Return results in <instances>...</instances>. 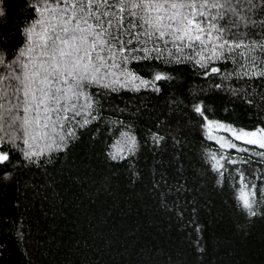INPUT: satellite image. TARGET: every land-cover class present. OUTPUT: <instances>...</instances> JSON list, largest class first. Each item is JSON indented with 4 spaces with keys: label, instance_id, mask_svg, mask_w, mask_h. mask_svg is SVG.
<instances>
[{
    "label": "snow or ice",
    "instance_id": "snow-or-ice-1",
    "mask_svg": "<svg viewBox=\"0 0 264 264\" xmlns=\"http://www.w3.org/2000/svg\"><path fill=\"white\" fill-rule=\"evenodd\" d=\"M189 64L197 78L219 81L200 94L264 104V91L253 86L264 81V0H0V182L14 180L22 167L46 170L84 137L98 140L102 127L111 140L117 125L125 127L102 115L113 94L141 88L159 93L158 82L174 79L161 66L176 71ZM206 110L204 100L193 105L209 133L226 134L215 137L219 150L248 154L237 142L258 149L247 160L207 152L218 185L226 165L264 164V127L211 121ZM128 128L105 141L102 152L106 162L127 164L134 182L139 174L131 161L140 144ZM146 135L154 144L164 140L159 131ZM235 175L241 215L264 219L256 184L239 167Z\"/></svg>",
    "mask_w": 264,
    "mask_h": 264
},
{
    "label": "trees",
    "instance_id": "trees-1",
    "mask_svg": "<svg viewBox=\"0 0 264 264\" xmlns=\"http://www.w3.org/2000/svg\"><path fill=\"white\" fill-rule=\"evenodd\" d=\"M12 20L9 31L15 14ZM160 70L174 79L158 82L159 93L120 89L104 105L105 120L125 125L113 129L111 140L102 127L98 140L84 137L46 170L22 167L14 180L0 182V264H264V219L241 215L235 175L236 167L244 171L264 204V164L226 165L218 185L206 159L207 152L220 151L247 160L258 149L237 142L249 153L219 150L208 137L226 134L209 133L193 111L204 100L209 120L252 130L264 127V104L200 94L219 81L197 78L190 64ZM253 86L264 91V81ZM159 121L167 123L157 128ZM128 126L140 144L131 161L139 174L134 182L127 164L106 162L102 152L104 142ZM149 130L164 140L152 143Z\"/></svg>",
    "mask_w": 264,
    "mask_h": 264
},
{
    "label": "rangeland",
    "instance_id": "rangeland-1",
    "mask_svg": "<svg viewBox=\"0 0 264 264\" xmlns=\"http://www.w3.org/2000/svg\"><path fill=\"white\" fill-rule=\"evenodd\" d=\"M211 136L213 137L212 139L215 141V137H216V136H224V135H223V134H213V135H211Z\"/></svg>",
    "mask_w": 264,
    "mask_h": 264
}]
</instances>
